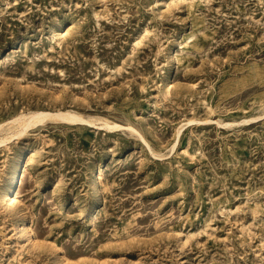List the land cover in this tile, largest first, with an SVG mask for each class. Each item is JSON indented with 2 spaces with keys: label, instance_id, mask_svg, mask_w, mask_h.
Listing matches in <instances>:
<instances>
[{
  "label": "rangeland",
  "instance_id": "rangeland-1",
  "mask_svg": "<svg viewBox=\"0 0 264 264\" xmlns=\"http://www.w3.org/2000/svg\"><path fill=\"white\" fill-rule=\"evenodd\" d=\"M263 113L264 0H0V264H264Z\"/></svg>",
  "mask_w": 264,
  "mask_h": 264
},
{
  "label": "bare ground",
  "instance_id": "bare-ground-1",
  "mask_svg": "<svg viewBox=\"0 0 264 264\" xmlns=\"http://www.w3.org/2000/svg\"><path fill=\"white\" fill-rule=\"evenodd\" d=\"M45 119H59V120H67L69 122L85 121L81 116H76V115H74V114H72L70 112H67V111L66 112H60L59 111L57 113H51V112H40V113H37L36 112V114L31 116L28 120L24 121V124L27 126V125H29V123H31L34 120H37L38 123H39V122H41V121H43ZM35 123H36V121H35ZM90 124H92V123H90Z\"/></svg>",
  "mask_w": 264,
  "mask_h": 264
}]
</instances>
